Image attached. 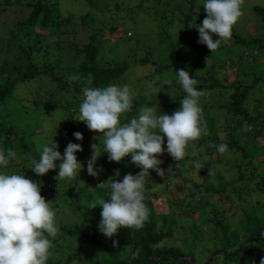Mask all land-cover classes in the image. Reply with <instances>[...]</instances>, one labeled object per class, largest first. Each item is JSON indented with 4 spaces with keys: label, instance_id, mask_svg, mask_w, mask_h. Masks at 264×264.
I'll use <instances>...</instances> for the list:
<instances>
[{
    "label": "trees",
    "instance_id": "trees-1",
    "mask_svg": "<svg viewBox=\"0 0 264 264\" xmlns=\"http://www.w3.org/2000/svg\"><path fill=\"white\" fill-rule=\"evenodd\" d=\"M62 1L0 0V15L6 6H18L23 16L27 14L10 24L5 35L8 44L16 46L18 58L13 62L8 60L0 67V149L5 152L11 150L16 154L5 171L26 175L41 183L42 196L52 202L53 208L60 207L56 205L57 198L72 197V193L77 190L75 184L61 191L62 181L56 179L59 167L40 177L29 169L32 161L39 159L41 145L47 138L59 141L57 144L61 155L67 143L77 142L83 148L79 153L91 156L92 145H98L100 141L92 136L93 131L84 122L79 121V107L84 91L109 84L121 85L139 62L156 66V74L166 75L169 71L174 73L171 86L179 94L171 103L174 111L179 109V102L185 96L182 87L176 82L175 70H186L195 77L198 82L195 87L203 93L199 101L200 106L205 105L202 111L205 134L192 142L195 144V155L187 156L179 162L166 151L159 157L163 162L161 165H168L171 169L170 174L168 170L162 177L150 170L144 201L149 210V218L142 229L121 228L116 236L108 239L99 231L102 208L86 207L80 218L68 219L70 226L65 219H61L63 228L52 242L53 258L50 257L49 264H73L76 261L80 264H151L155 259L152 264H206L209 261L208 264H260L264 255V171L260 172L259 168L264 167V160L260 161L251 155L246 143L254 140L264 143V100L261 98L264 94V62H260L264 59V36L263 42L257 46V58H247L245 54L235 57L227 49L225 41L218 49L225 51L226 59L213 62L207 70L198 73L189 64L192 37L199 36L194 26L203 23L196 21V18L202 17L195 5L196 0H182L183 4H189L186 9L181 2L176 9H169L173 0H142L154 1L160 6L163 20L170 17L166 23L161 21L155 32L161 41L160 46L167 47H161L160 55L163 59L156 62L151 60L153 54L146 48L144 58L138 59L136 56L139 47L146 43L134 28L128 35L129 29L126 27L134 21V16H131L134 13L115 14V23L106 28L97 26L98 16L92 13L82 15L80 21L75 16L63 15ZM85 1L93 8L102 0ZM110 2L115 7V13L120 12L119 0H109L101 4V7L109 8ZM255 11L264 22V8L256 7ZM10 21V17H7L6 22ZM75 24L92 27V34L79 40L73 29ZM48 38L55 43L56 53ZM231 38L234 39L232 46L247 45V41L238 37L234 28ZM111 40L119 43V47L126 45L129 54L133 55L132 60L116 59L115 64L107 61L105 48ZM67 44L76 50V55L63 65L61 60L65 56L62 51L69 53ZM210 51L201 45L193 55L201 58L204 52ZM43 56L46 61L43 58L39 60ZM61 68H65L67 74L55 73ZM258 69L260 74L257 73ZM74 75H78L79 79L70 82L68 77ZM32 83L37 84L35 89H31ZM164 87H169V84ZM24 90L26 94L22 93ZM255 91H258V96ZM152 103L144 94L133 97V108L125 114L124 122L138 114L140 106H152ZM215 107L225 111L222 122V117L207 115ZM55 117L59 118L56 124ZM76 132L83 135L82 141L75 139ZM166 142L165 138V147ZM220 144L227 145L225 152L234 156L232 166L236 173L230 180H225L217 172L218 184L206 185L211 172L224 163L216 155ZM100 150L103 151L102 144ZM195 160L201 163L199 171L204 182L190 183L192 187H188L185 176L177 172L192 166ZM96 167L103 171L98 177L88 175L90 183L87 184L86 196L89 202L101 196L106 198L109 189L107 185L98 188L101 183L110 179L122 180L123 176L129 173L136 175L140 171L131 163L130 158L116 163L111 162L106 154L99 158ZM190 168H194V165ZM254 174L259 175V181H255ZM51 183L53 188L49 187ZM183 189H187V192L181 195ZM215 196L218 197L217 208L209 202L210 197ZM249 199L254 204L244 208L243 205ZM180 200L186 203V209L185 205L179 204ZM227 204L237 206L227 207ZM186 210L198 213V218L185 223L189 216L178 213ZM229 214L231 217L228 221ZM231 218H238L236 228ZM113 240L119 242L118 246H113ZM75 244L76 247L73 246ZM58 252L66 253V257L54 258ZM215 253L222 254L211 258ZM165 254L168 256L163 257ZM203 254H207V257L200 260Z\"/></svg>",
    "mask_w": 264,
    "mask_h": 264
},
{
    "label": "clouds",
    "instance_id": "clouds-1",
    "mask_svg": "<svg viewBox=\"0 0 264 264\" xmlns=\"http://www.w3.org/2000/svg\"><path fill=\"white\" fill-rule=\"evenodd\" d=\"M243 0H202L206 18L202 25L195 24L199 43L214 52L225 41L231 39L233 28L243 15ZM215 37V38H214ZM176 82L185 96L179 109L171 115L163 112L159 104L140 106L138 114L124 122L125 114L133 108V93L127 85L109 84L104 87L88 88L83 93L79 107V121L90 131L98 133L100 143L92 145V155L87 161V172L98 177L102 168L97 161L107 155L111 162L121 163L130 158L140 171L121 179H110L98 188L107 185L106 198L101 196L85 206L101 207L99 231L108 239L118 234L121 228L140 230L149 218L145 204L146 182L150 170L165 176L159 157L167 152L176 161L195 155V144L205 134L202 108L199 98L203 95L195 87L197 80L186 70L176 71ZM69 81L79 79L69 76ZM154 81L149 89L157 93ZM165 83L171 85L172 81ZM78 141L83 140L80 132L74 133ZM165 138H167L165 147ZM101 144L103 151L100 150ZM191 148V151L189 150ZM227 145L220 144L217 151L223 154ZM81 144L69 142L63 155L55 139L41 145L38 160H33L29 169L37 176H46L59 167L57 179L76 181L85 165L77 157L82 152ZM15 152L0 149V264H49L53 240L60 227L52 202L42 196L41 183L26 175L5 171ZM195 170L201 169L199 160L193 161ZM119 175V174H118ZM119 242L113 240V246ZM260 264H264V258Z\"/></svg>",
    "mask_w": 264,
    "mask_h": 264
},
{
    "label": "rangeland",
    "instance_id": "rangeland-1",
    "mask_svg": "<svg viewBox=\"0 0 264 264\" xmlns=\"http://www.w3.org/2000/svg\"><path fill=\"white\" fill-rule=\"evenodd\" d=\"M182 0H173V3L169 6V9H176L179 6V3ZM109 0H102L100 1V4L97 6L94 5L93 8L89 7L88 4L86 3L85 0H63L61 2V10L62 14L65 16L72 15L76 17L77 21L81 20V16L85 15L87 13H92L93 15L98 16L97 20V26L100 27H106L108 28L110 25L115 23L116 16L115 14H120V15H125L128 12H132L134 14H131V16H134V21L131 22V24H128L126 27L129 29L128 35H130V32H133L136 30L137 34L142 37V39L145 41L146 45L145 46H140L138 49V53H136V56L138 59H142L145 56V52L147 49L151 51L152 56V61L156 62L160 59H163V56L160 55V49L161 47L167 48L166 46H160L161 41L158 40L157 34H155L157 28L159 27V24L161 21H164L166 23L169 18H166L165 20L162 19V12L159 11L161 9L160 6L155 4L154 1L151 2H144L142 0H119V9L120 12L115 13V7L110 2V7L105 8V6L101 7V4L108 3ZM184 2V1H183ZM181 2L182 6L185 8L186 6H189V4H183ZM96 3V2H95ZM196 7L199 9V12L202 17L201 18H196V21H203L206 17V11L204 7L202 6V0H196L195 2ZM256 7H261L264 8V0H243L242 4V9H243V15L240 18L239 22L234 26V31L238 35V37H241L247 41L246 46H241L240 45H231L234 42V39L231 38L226 41L227 49L231 54H233L235 57H238L239 55L245 54V56L248 58V56L251 58H257L258 52L257 46L263 42V36H264V22L260 18V16L257 15L255 8ZM186 9V8H185ZM27 14L24 13V16ZM6 17V19L4 18ZM22 14V10L18 6H6L2 11L0 15V67L4 65V63L8 60L14 61L16 58H18L19 53L15 45H9L8 41L6 40V34L9 31V25L13 24L14 22L21 20L22 17H24ZM7 17H10L11 21L10 23H7ZM5 23V24H4ZM73 29L76 30L79 40L82 38H87L92 34V27L85 28L81 26L80 24H75L73 25ZM72 26L70 27V29ZM172 40H175V38H171ZM7 41V42H6ZM48 41L50 42L51 39L48 38ZM52 45V50L55 49V43L53 41L50 42ZM202 44L199 43V36L194 35L192 37V47L190 48V53L192 54L191 58H189V64L192 68H195L198 73H201L205 70H207L213 62H221L224 59H226V54L224 50L217 49L214 52H204L202 54L201 58H196L193 54L199 48L201 47ZM230 45V46H229ZM207 47L206 45H204ZM146 48V50H145ZM66 49L69 53H67L65 50L62 51V54L65 56L61 61L63 65L67 64L68 60H71L75 55H76V50L69 44H67ZM128 47L121 46L119 47V43H116L115 41L111 40V42L106 43V48H105V55L107 58V61H109L111 64H115L114 60L118 59H128L129 61L132 60L133 55L129 54ZM55 51V50H54ZM56 53V51L54 52ZM135 56V55H134ZM118 57V58H116ZM39 60L44 59L46 61L45 56L39 57ZM83 58V56L81 57ZM200 59V60H199ZM167 60V58H166ZM261 63L264 62V59H261ZM248 63V61H246ZM245 63V64H246ZM165 64H168V62H165ZM62 70L55 71L57 75H63L67 74L65 68H61ZM59 72V73H57ZM260 74V70L258 69V72ZM172 74V75H169ZM152 80H148L149 77H152ZM174 73L172 71L161 74H156V66L152 65L151 63L149 64H141L139 62V65L135 70H132L128 73L125 81L121 85H127L131 92L133 93V97L139 96L141 94L146 95V97L150 98V102L152 101L153 104H159V107L161 110L169 115H171L174 110L172 109L171 103L172 101L179 96L176 91L174 92L173 87L169 85V87H164L167 83L165 81L168 80H173ZM260 76V75H257ZM154 81V86L158 89L157 93H152L151 90L149 89L148 85L149 82ZM37 87V84L32 83L31 89H35ZM23 94H26L27 91L24 90L22 91ZM256 96H258V91H255ZM264 100V94L261 97ZM220 99V98H219ZM218 100V99H217ZM217 105V102L215 103V106ZM205 105H201L202 111L203 107ZM211 106V104H209ZM262 108V107H261ZM207 115H215L220 119L222 122L225 119V111L222 109H217L216 107L212 110H209L207 112ZM203 116V115H202ZM57 117L54 118V123L56 124L58 122ZM98 133L93 132L92 136H97ZM221 136V135H220ZM223 139V136H221ZM40 139V138H38ZM167 139V138H166ZM53 140H49V138L45 139V143L51 142ZM56 142V141H55ZM57 141L56 143H58ZM71 143H77V142H71ZM78 144V143H77ZM264 143H262L260 140L259 141H249L246 143L247 145V151L253 155L255 158H259V160H264ZM68 145V143H67ZM67 147V146H66ZM65 147V148H66ZM65 148L63 150H65ZM218 156V159H221L224 161V163L219 164L215 171L211 172V177L208 179L206 182V185L211 184V185H217L218 181L216 180L217 178V172H219L225 180H230L232 177H234L236 170L233 168V159L234 156H232L231 153L224 152L223 154L221 153H216ZM257 154V156L255 155ZM78 160L80 162H83L85 165L84 170L80 174V178L77 179L76 181H70L67 179L60 180L62 181V187L61 191H63L64 187L66 189H69L70 185L75 184V187L77 188L74 193H72V197L70 196H63L60 198H57L56 200V205L60 206L57 207L55 206L53 209L56 213V221L61 228L62 225L60 223L61 219H65L67 221L68 226L71 224L69 223L68 219L74 218H80L82 212L86 209V204L89 202L88 197L86 196L87 194V184L89 185L90 179H89V174L87 172V161L90 159L91 156L85 155L82 156L79 152L77 153ZM215 157V156H214ZM216 158V157H215ZM257 164V162H256ZM193 166V165H192ZM192 166L187 167L186 169H179L178 174H183L186 178L187 181V186L192 187L190 183H196V184H202L204 182V178L202 177V174L200 171L195 170L194 168H190ZM160 167L165 171L169 170V174L171 173V169L169 166H164L160 165ZM190 168V169H189ZM260 172L264 171V167L259 168ZM59 169L57 170V175L56 179L58 176ZM258 174H254V179L255 181H259ZM58 180V179H57ZM255 183V182H253ZM49 187L53 188V183L49 185ZM187 192V189H183L180 194L183 195ZM84 194V195H83ZM252 199H249L246 201V203L243 205L244 208H249L251 207L254 202L251 201ZM255 200V199H253ZM179 204L185 205L186 209V203L182 200H180ZM217 201L218 197H210L209 202L214 205L216 208L217 206ZM236 207L237 204L231 205L227 204V207ZM178 215H186L189 216V218L184 221L185 223H191L192 220H196L198 218V213H194L193 211H179ZM241 214L240 216H242ZM231 217V214L228 216V221ZM184 219V218H183ZM237 219L238 218H231V223L232 225L236 228L237 225ZM191 220V221H190ZM62 232V231H61ZM60 233V232H59ZM67 238V236H64V238ZM69 240V238H67ZM54 242V240H53ZM59 242V239H58ZM180 244V242H178ZM74 247L77 246V244L73 245ZM70 251V249H68ZM207 254H203L200 256V260H205ZM206 256V257H205ZM52 257V256H51ZM59 257V258H65L66 253H61L58 252L57 254L54 255V258ZM53 258V257H52ZM264 258V255H263ZM73 264H80L78 261L74 262Z\"/></svg>",
    "mask_w": 264,
    "mask_h": 264
},
{
    "label": "water",
    "instance_id": "water-1",
    "mask_svg": "<svg viewBox=\"0 0 264 264\" xmlns=\"http://www.w3.org/2000/svg\"><path fill=\"white\" fill-rule=\"evenodd\" d=\"M248 243H249V241H248ZM248 243H247V244H248ZM218 254H222V253H215V254L211 255V258L217 256ZM167 256H168L167 254L163 255V257H167ZM159 258H161V257H159ZM159 258H158V259H159ZM156 260H157V259H155L152 263H154ZM152 263H151V264H152ZM208 263H210V261H209ZM208 263H206V264H208Z\"/></svg>",
    "mask_w": 264,
    "mask_h": 264
}]
</instances>
